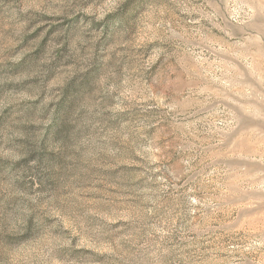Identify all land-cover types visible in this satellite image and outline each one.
<instances>
[{"label":"rangeland","instance_id":"1","mask_svg":"<svg viewBox=\"0 0 264 264\" xmlns=\"http://www.w3.org/2000/svg\"><path fill=\"white\" fill-rule=\"evenodd\" d=\"M0 264H264V0H0Z\"/></svg>","mask_w":264,"mask_h":264}]
</instances>
